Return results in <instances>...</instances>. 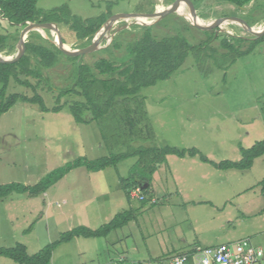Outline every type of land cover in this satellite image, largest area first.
I'll list each match as a JSON object with an SVG mask.
<instances>
[{"label":"rangeland","instance_id":"1","mask_svg":"<svg viewBox=\"0 0 264 264\" xmlns=\"http://www.w3.org/2000/svg\"><path fill=\"white\" fill-rule=\"evenodd\" d=\"M175 1L38 0L37 9L44 14L56 9L66 13L60 16L64 21L54 25L62 43L74 50L88 46L69 27L75 20L86 23L121 14H151L158 6L166 10ZM185 1L204 23L235 17L247 25L257 23L254 29L264 26V0H253L241 9L224 0ZM138 18L153 21L151 17ZM141 26L147 25L133 19L114 22L99 39L97 50L82 55L81 62L90 65L109 59L110 53L121 57L124 46L141 34ZM150 26L154 38L180 35L195 46L169 79L139 93L145 118L135 130H149L151 138L135 141L136 136L127 137L125 119L76 124L67 106L56 113L40 112L34 105L18 102L0 116V185L32 186L76 158L94 160L139 147L195 149L213 163L238 162L241 148L249 149L264 140V35L249 54L239 56L255 37L238 24L200 30L190 25L177 7ZM22 30L0 15V35L7 36L2 57L15 56ZM35 32L53 43V31ZM28 36L24 44L31 40ZM224 38L238 50L222 48ZM113 42L121 48H112ZM59 61L43 71L55 89L69 84L73 67L65 58ZM52 92L44 84L38 90L47 108L54 106ZM8 93L31 95L13 81ZM76 100L69 97L62 102ZM115 126H121V131ZM144 135L142 131L141 137ZM137 162L138 157H131L94 173L76 168L40 196L13 194L0 200V247L21 244L33 255L64 232L79 226L95 230L130 210L134 218L127 225L107 237H78L57 246L49 264H169L174 254L185 251L183 248L235 244L244 239L264 250V154L245 171L217 170L198 157L167 155L152 175L151 188L134 190L129 199L120 180L128 177ZM0 264L16 263L0 257Z\"/></svg>","mask_w":264,"mask_h":264},{"label":"trees","instance_id":"2","mask_svg":"<svg viewBox=\"0 0 264 264\" xmlns=\"http://www.w3.org/2000/svg\"><path fill=\"white\" fill-rule=\"evenodd\" d=\"M37 1L0 0V15L10 25L23 28L27 23L54 24L56 21H64L60 19V16L66 14L63 13L62 9L52 10L45 14L40 13L37 9ZM224 1L239 9L253 2V0ZM60 12H62L61 15H59ZM106 20L105 17L97 18V20L93 19L86 23L75 20L69 27L75 32L78 40H86L89 45L93 36ZM65 24L69 25L70 23L65 20ZM248 25L252 27L255 23ZM150 27H139L142 31L141 34L124 46L125 53L121 57H115L110 53V49L106 48L105 50L110 53V58L100 59L90 65L81 62L82 55L69 57L53 43L42 38L39 33L30 32L28 37L31 40L24 44L22 56L16 62H0V116L8 112L18 102L34 105L40 112L56 113L67 106L76 124H90L93 122L100 124V121L105 118L125 119L127 137L135 138L136 136L135 141L149 140L152 136L149 130L147 132L142 129L135 130V126L140 119L145 118L142 107L143 98L139 96V93L143 88L169 79L184 62L188 50L195 47L188 44V41L180 35L160 39L154 38ZM33 38L39 39L41 42H34L32 41ZM230 38L236 42L245 41L241 37ZM262 39L263 36L250 40L249 48L245 52L239 51V56L243 53L249 54ZM6 41L7 36L0 35V53L5 50ZM230 41L227 38L222 39V48L230 52L238 50L237 46ZM112 48L118 50L121 45L113 42ZM31 58L33 61H31ZM61 58L69 60L73 67L69 84L63 88L55 89L49 86V81L43 75V71L56 66ZM30 79L35 80V83H32ZM11 81L22 88L30 90L31 95L8 93V86ZM41 84L48 87L51 92L53 91L54 106L51 108L45 106L42 96L38 93ZM69 97H76L78 100L73 101L71 104L62 102L63 99ZM129 104H133V107H130ZM115 127L121 131V126ZM145 127L148 128L147 125ZM112 130L114 129L112 128ZM116 130L114 131L116 132ZM142 131L145 134L144 138L141 137ZM240 151V161H221L219 163L209 161L208 158L195 149L179 150L167 146L163 148L139 147L126 153L94 160L79 157L65 166L51 171L35 185L26 186L19 183L0 185V200L13 194L26 195L29 198L37 197L46 193L51 186L73 169L82 167L87 172L94 173L108 167H116L118 163L128 158L138 157V162L131 168L128 177L125 180H120L125 195L130 199L132 191L140 188L139 191L142 192L151 188L152 175L159 165L165 163L167 155H174L178 158L198 157L201 162L212 164L217 170L245 171L251 168L255 159L264 154V140L256 142L249 149L241 148ZM142 162L146 164L138 167ZM141 201L145 202V198ZM133 218L132 211L128 210L115 215L109 222L95 230L85 226L73 228L62 233L57 240L33 255H29L26 252V247L21 244H16L12 248L0 247V257L11 259L16 264H49L52 253L57 246L78 237H107L112 231L127 225Z\"/></svg>","mask_w":264,"mask_h":264},{"label":"water","instance_id":"3","mask_svg":"<svg viewBox=\"0 0 264 264\" xmlns=\"http://www.w3.org/2000/svg\"><path fill=\"white\" fill-rule=\"evenodd\" d=\"M180 6H182L185 9V11L188 12L189 15L192 17L191 21L187 19L188 22L190 23V25H192L193 27H195L197 29L210 30V29H213L216 27H220L224 23H235V24H238L239 26H241L244 30H246L250 34L254 35L255 38H259V37H262L264 35V26H262L259 30H254L253 27L247 25V23H245V22H243L240 19L235 18V17L221 18V19H217V20H213V21L204 23V24H198L195 22L197 17L195 14V10L191 7V5H189V3L186 2L185 0H176L175 3L171 7H168V9L161 10V11L156 10L151 14H121V15L111 16L110 18H108L106 20V22L103 24V26L93 36L91 43L88 46L81 48V49L71 50L68 47L66 48L65 44H63L61 39H60V35L57 31V28L52 23H27V25L23 28V30L21 32V35H20V38L18 41V45L16 47L17 51H16L15 56L14 57H2L0 55V62L1 63L16 62L23 54L25 37L27 36L28 33L33 32V31L42 30V29L53 31L54 36H55L53 44L61 52H63L67 56L73 57V56H78V55H85V54L95 52L97 50V46L99 44V39L103 37V33L114 22H117L120 20H125V19H135L137 17L145 16V17L153 18L152 22L144 23V25L150 26V25H153L154 23H157L165 15L172 13V12H175L177 10V7H180Z\"/></svg>","mask_w":264,"mask_h":264},{"label":"built area","instance_id":"4","mask_svg":"<svg viewBox=\"0 0 264 264\" xmlns=\"http://www.w3.org/2000/svg\"><path fill=\"white\" fill-rule=\"evenodd\" d=\"M134 192H139V189ZM169 264H264V250L254 246L249 239L213 247L194 246L174 254Z\"/></svg>","mask_w":264,"mask_h":264},{"label":"bare ground","instance_id":"5","mask_svg":"<svg viewBox=\"0 0 264 264\" xmlns=\"http://www.w3.org/2000/svg\"><path fill=\"white\" fill-rule=\"evenodd\" d=\"M157 10L161 11L160 6L157 7ZM178 10H179V12H180V13H181L186 19H188V20H190V21L192 20V17L189 15L188 12L185 11V9H184L182 6L178 7ZM133 20H135V21H137V22H139V23H149V22H141V21L139 20L138 17L135 18V19H133ZM195 22L198 23V24H204V21H203V20H197V19H196ZM260 28H261V27H257V28L254 29V30H259ZM65 47L67 48L66 45H65Z\"/></svg>","mask_w":264,"mask_h":264},{"label":"crops","instance_id":"6","mask_svg":"<svg viewBox=\"0 0 264 264\" xmlns=\"http://www.w3.org/2000/svg\"><path fill=\"white\" fill-rule=\"evenodd\" d=\"M256 24H257V23H255V25H256ZM252 27H253V26H252ZM152 185H153V184H152ZM188 248H189V247H188ZM188 248H183V249H185V251H186V250H188Z\"/></svg>","mask_w":264,"mask_h":264}]
</instances>
